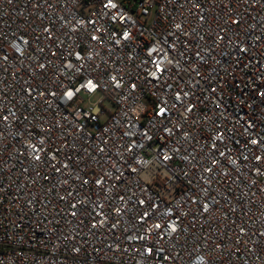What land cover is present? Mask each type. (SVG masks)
Wrapping results in <instances>:
<instances>
[{
	"label": "built area",
	"instance_id": "1",
	"mask_svg": "<svg viewBox=\"0 0 264 264\" xmlns=\"http://www.w3.org/2000/svg\"><path fill=\"white\" fill-rule=\"evenodd\" d=\"M0 264H264V0H0Z\"/></svg>",
	"mask_w": 264,
	"mask_h": 264
}]
</instances>
